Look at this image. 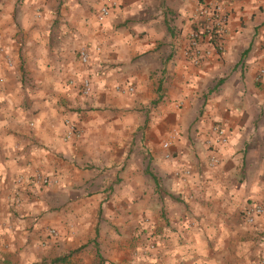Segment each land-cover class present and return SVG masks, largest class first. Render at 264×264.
Masks as SVG:
<instances>
[{
    "label": "clouds",
    "instance_id": "obj_1",
    "mask_svg": "<svg viewBox=\"0 0 264 264\" xmlns=\"http://www.w3.org/2000/svg\"><path fill=\"white\" fill-rule=\"evenodd\" d=\"M0 264H264V0H0Z\"/></svg>",
    "mask_w": 264,
    "mask_h": 264
}]
</instances>
